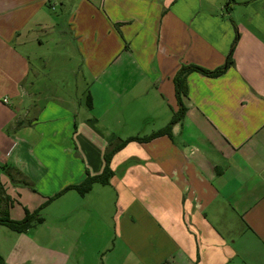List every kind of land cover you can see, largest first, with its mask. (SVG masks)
I'll use <instances>...</instances> for the list:
<instances>
[{
	"label": "crops",
	"instance_id": "0c3cea01",
	"mask_svg": "<svg viewBox=\"0 0 264 264\" xmlns=\"http://www.w3.org/2000/svg\"><path fill=\"white\" fill-rule=\"evenodd\" d=\"M237 34L223 75H184L171 136L127 144L109 185L66 192L42 224L0 225L4 264H264V0H0V183L18 221L99 175L112 142L166 128L176 74L223 67ZM61 42L74 101L34 64L54 70L42 50Z\"/></svg>",
	"mask_w": 264,
	"mask_h": 264
},
{
	"label": "trees",
	"instance_id": "16d2710c",
	"mask_svg": "<svg viewBox=\"0 0 264 264\" xmlns=\"http://www.w3.org/2000/svg\"><path fill=\"white\" fill-rule=\"evenodd\" d=\"M238 41H239V35L237 34L232 43L226 63L223 67L216 69L214 71H209L199 66L189 65L187 67L181 68V70L176 74L173 82L175 85V92H176V97H177L179 108L175 112L171 122L167 125L166 128L148 137H130L125 140H117L115 142H112L111 144L108 145L105 151V155H104L105 166H104L103 171L99 175L92 176L88 174L86 179L81 184L70 185V186L65 187L62 191H60L53 197L49 198V200L44 205H42L38 210L34 212H30L26 210V216L24 220L17 221V220H13L10 218L8 210H9V207L11 206V198L7 196L3 185L0 183V225L7 227L13 232L24 233L28 231L29 229L35 227V225L42 224L44 222V218L40 214L41 211L44 208H46L51 202H53L60 196L64 195L66 192L70 190H75L81 196H85L92 190L94 184H101L103 186L109 185L110 180L113 177V172L110 168V163H111L113 156L117 152L122 150L127 144L131 142L144 143V142L151 141L152 139L159 137V136H163V135L171 136V130H172L173 125L179 123L184 118L187 112V108L184 105L183 97L188 95V84L185 78L186 74L189 72H198L204 76L211 77V78H217L223 75L229 68H231L234 65L233 55H234L236 46L238 44ZM91 101L92 99L88 95L87 103L89 104L90 107H91ZM4 170L12 181H15L16 175L18 177L21 175L19 171H17L16 169L12 167H5ZM14 172L15 174H12ZM19 183L32 188V184L27 183L22 177ZM0 264H4V259L1 257V255H0Z\"/></svg>",
	"mask_w": 264,
	"mask_h": 264
},
{
	"label": "rangeland",
	"instance_id": "374dc122",
	"mask_svg": "<svg viewBox=\"0 0 264 264\" xmlns=\"http://www.w3.org/2000/svg\"><path fill=\"white\" fill-rule=\"evenodd\" d=\"M62 44H63L62 42L59 45L53 44L49 48H44L42 50L43 54H46V57H48V55L51 57L50 64L53 62L56 63L55 64L56 67L54 70H49L48 66L44 67L43 65L38 63L39 59L36 57L34 58V64H35L36 70L38 72H40V76H41L42 81L43 80L50 81L51 86L55 85L54 89H51V86L49 87L50 90H53V92L55 91V93H54L55 96L65 94V96L67 98L72 96L71 97L73 99L72 101H74L75 99H77L76 97H79V95L77 94V91H75V88H76L75 82L77 79V75L73 73V71L76 70V63H73V65L67 63V60H69V59H67L63 55V51H66L68 54L69 52H72L71 50H73V49L66 47V46H63ZM73 61L76 62V60H73ZM71 62H72V60H71ZM79 76H80V74H79ZM52 83H55V84H52ZM58 84L62 85V86H60V87H62V90ZM64 84L67 86H63ZM65 88H67V89L64 90ZM57 89H59V90H57ZM27 204L29 205L30 203L27 202ZM21 212H22V210H21ZM12 213H13V216L17 215L16 210L12 211ZM47 213L48 212H42L41 215L45 217ZM38 225H35V226H38Z\"/></svg>",
	"mask_w": 264,
	"mask_h": 264
},
{
	"label": "built area",
	"instance_id": "2783aa9c",
	"mask_svg": "<svg viewBox=\"0 0 264 264\" xmlns=\"http://www.w3.org/2000/svg\"><path fill=\"white\" fill-rule=\"evenodd\" d=\"M4 102L7 103L8 102L7 99H5Z\"/></svg>",
	"mask_w": 264,
	"mask_h": 264
}]
</instances>
